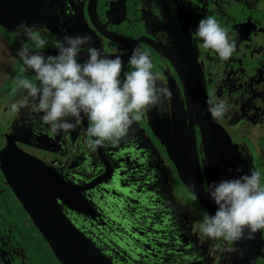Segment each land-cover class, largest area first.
<instances>
[{
    "label": "flooded vegetation",
    "instance_id": "1",
    "mask_svg": "<svg viewBox=\"0 0 264 264\" xmlns=\"http://www.w3.org/2000/svg\"><path fill=\"white\" fill-rule=\"evenodd\" d=\"M156 3L163 9V22L152 11L153 0H0V264H241L238 245L200 237L207 210L184 188L180 193L168 191L169 174L157 158L162 192L152 210L163 224L156 223L164 247L147 238L152 237L146 230L147 218L141 222L138 210L145 214L149 206L125 204L118 180L102 186L100 176H90L101 165H107L111 174L117 162L109 151L100 157L83 149L86 120L69 136L53 140L42 131L36 133L23 110L17 114L10 107L21 99L16 77L25 75L17 53L25 43L35 50L33 41L18 33L20 21L47 28L36 33L48 41L45 55L58 54L54 43L64 35L87 34L106 55H121L124 70L129 71L127 61L139 46L150 53L152 71L170 88L171 102L181 106L187 133L192 121L199 158L207 163L205 148L212 150L201 140L202 120L222 128L264 181V0H178L174 12L167 0ZM208 16L236 41V51L227 61L205 49L195 35L199 20ZM209 97L228 103L222 119H211L205 103ZM155 114L164 117L153 109ZM140 115L135 124L139 131L129 138L139 136L156 154L161 150L160 159L175 175L147 125V113ZM167 137L173 141L172 129ZM254 141L263 142L261 162L255 158ZM123 142L112 147L137 155L136 145ZM149 170L146 166L127 180L148 176ZM261 238L253 264H264V231ZM229 247H237L238 253H228Z\"/></svg>",
    "mask_w": 264,
    "mask_h": 264
},
{
    "label": "clouds",
    "instance_id": "2",
    "mask_svg": "<svg viewBox=\"0 0 264 264\" xmlns=\"http://www.w3.org/2000/svg\"><path fill=\"white\" fill-rule=\"evenodd\" d=\"M167 2L174 12L178 0ZM152 11L163 22V9L156 0H153ZM60 23H64L63 17ZM16 29L33 41L35 50L25 43L17 53L25 75L16 77L17 94L21 99L12 102L10 107L17 114L23 110L33 122L36 133L42 131L55 140L57 136H69L86 120L82 147L94 152L129 138L142 113L155 109L159 115L167 113L171 118L172 92L160 75L152 71L150 53L139 46L132 49L127 61L131 70L125 71L122 56L106 55L93 45L90 35H64L54 43L58 54L45 55L43 49L48 41L36 35L38 31H47L44 25L37 28L20 21ZM195 35L202 40L205 49L214 50L224 61L236 51V41L230 40L228 33L211 16L199 20ZM205 103L214 121L222 119L229 111L223 99L209 97ZM192 115L195 116V111ZM185 120L189 122L188 118ZM227 171L232 173L233 169ZM235 173L237 175L231 178L208 184L207 196L214 202L216 211L214 215L203 216L199 228L201 238L223 239L237 245L254 240L257 232L264 231L261 173L257 170L244 173L242 167L236 168ZM190 187L193 199H198L193 191L195 178ZM226 251L238 253L237 247Z\"/></svg>",
    "mask_w": 264,
    "mask_h": 264
},
{
    "label": "water",
    "instance_id": "3",
    "mask_svg": "<svg viewBox=\"0 0 264 264\" xmlns=\"http://www.w3.org/2000/svg\"><path fill=\"white\" fill-rule=\"evenodd\" d=\"M170 111L171 118L166 116L165 113L161 120L157 114L153 116L152 111L147 113L146 120L149 129L156 137V141L163 147L164 153L171 162L176 176L173 174L171 168L167 167L160 159L161 150L157 151L156 154L154 149H148L146 143L143 141L141 143L139 136H134L132 140L130 138L123 140L130 141L126 144L132 143L133 145H136L133 150L136 151L137 155H130L120 151L118 152L116 151V147H112L113 145L95 151V155L98 154L100 157L104 156L103 151H109L108 153L110 157L116 160L117 164L111 174L107 173V165H101L96 170L95 174L90 175L100 176V179L105 182L102 186H110L115 180H118L117 190L118 193L126 199L125 204L133 203L142 208L143 206H149L145 207V214L140 210H138V212L142 218L141 222L144 223L145 218H147V224L145 225L146 230L152 235V237L147 236V238L153 239L155 242L154 244L161 247H164L162 246L164 240H161L162 238L159 237L158 234L162 235V230L159 229L156 223L161 226H163V224H161L159 216L156 213L153 215L152 210H155L156 208L154 203L157 195L160 191L162 192L157 183L156 172L158 171V165L155 158L160 161V164L169 174L170 182H167L168 191L171 192L173 190L175 193H180L182 188H184L186 192L193 196L190 186L192 184V179L195 178V188L193 191L198 196V199L196 200L209 214L213 215L216 211V206L207 196L208 184L213 181L219 182L221 179L231 178L232 176L237 175L235 169L238 167H242L244 173H248V169L249 171L252 170L248 159L241 156L240 152L237 151V144L232 145L229 135L223 131L222 128L210 127L208 124H204V122L200 120L198 126L200 128L201 140L204 145L209 146V149H212L208 150L205 148L204 153L207 163H204L203 159L199 158L201 151L197 150L195 135L192 129V121L190 120V131L187 133L183 117L180 116L182 108L179 106V103L171 102ZM170 119L174 122L172 125L168 124ZM136 129L139 131V128ZM136 129L135 131H137ZM170 129L173 130V141L170 140L171 138L167 137V133ZM120 144H124V142ZM155 148L157 150L156 146ZM127 156H129V159H127ZM146 166L150 169L148 176H140L136 181L127 180L129 174L139 172V170ZM229 168L233 169L232 173H228L227 169ZM89 187L90 185H86L85 190H88L87 188ZM130 209H132V206ZM173 234L177 239L180 238V235L177 236L175 233ZM261 234L262 231H259L256 233L254 240L242 241L237 244L243 252L241 264L254 263L262 241ZM159 253L161 254L165 252Z\"/></svg>",
    "mask_w": 264,
    "mask_h": 264
},
{
    "label": "rangeland",
    "instance_id": "4",
    "mask_svg": "<svg viewBox=\"0 0 264 264\" xmlns=\"http://www.w3.org/2000/svg\"><path fill=\"white\" fill-rule=\"evenodd\" d=\"M248 133V132H247ZM255 146H254V155H255V158L257 161H260L262 160V151H263V142H255Z\"/></svg>",
    "mask_w": 264,
    "mask_h": 264
}]
</instances>
